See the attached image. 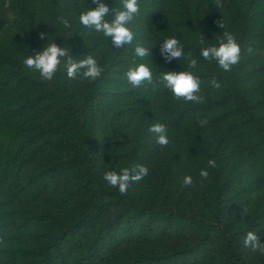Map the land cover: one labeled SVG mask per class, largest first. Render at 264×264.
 Wrapping results in <instances>:
<instances>
[{
	"label": "trees",
	"instance_id": "obj_1",
	"mask_svg": "<svg viewBox=\"0 0 264 264\" xmlns=\"http://www.w3.org/2000/svg\"><path fill=\"white\" fill-rule=\"evenodd\" d=\"M35 2L41 0H27L32 7ZM244 2L219 1L222 11L237 23V42L231 45L224 44L218 36L217 13L211 17L201 42L185 37L183 31L200 30V0H96L93 4L86 0L82 2L84 9L79 2L56 1L50 13L59 33L82 13L68 42L70 60L61 75L65 95H70L69 75L83 63L98 64L80 96H70L67 103L54 99L44 83L31 73L28 61L39 52L36 23L33 15L30 22L21 20L29 44L14 40L10 50L0 51V264H180L189 263L190 257L208 247L217 235L216 226H222L210 218L205 207L195 211L182 206V194L174 202L164 195L160 204L152 199H136L131 190V168L122 184L114 185L116 190L108 188L106 176L97 165L95 128L79 121L78 114L87 111L105 93L114 65L121 55H126L121 60L127 63L126 74L133 79L126 92L135 94L136 87L132 85L141 80L139 89L148 91L145 99L149 93L155 98L177 96L166 111L174 129L197 123L207 126L217 119L230 118L227 127L243 138L244 153L264 169V124L242 87L256 70L240 61L249 53L250 40L256 35L250 28L257 14ZM99 14L104 15L101 23L89 31L88 23ZM159 24L164 31L153 33L152 44L148 45L150 41L144 33H137L131 37L137 43L133 48L122 46L130 27L152 28ZM206 64L211 68L204 71ZM203 86L216 87L217 95L204 99L188 96ZM57 108L63 109L62 115L50 114ZM216 112L219 113L214 116ZM23 114L26 117L18 119ZM143 128L144 131L138 129L140 136L135 139H140L145 131L147 135L151 132L149 126ZM147 135L142 138L148 139ZM65 147L69 149L67 155L32 169L46 151ZM77 164L82 165L85 177L78 186L80 190L94 197L104 196L105 200L94 202L90 210L74 211L64 220L36 211L27 202L14 207L18 194L29 188L35 189L33 197L46 199L54 192L68 201L71 193L62 188L61 180ZM141 164L137 161L134 169ZM185 228L197 234L192 244L161 255L106 259L105 253L115 249L128 231L140 237H164Z\"/></svg>",
	"mask_w": 264,
	"mask_h": 264
},
{
	"label": "rangeland",
	"instance_id": "obj_2",
	"mask_svg": "<svg viewBox=\"0 0 264 264\" xmlns=\"http://www.w3.org/2000/svg\"><path fill=\"white\" fill-rule=\"evenodd\" d=\"M56 1L60 4L64 0H41L40 3L35 2L33 7L27 0H0V51L3 48L10 50L14 40L29 44L28 33L21 20L30 22L33 15L39 52L34 53L32 60L28 61L31 73L44 83L54 99L67 103L70 96H80L87 80L96 73L98 64L83 63L69 75L67 85L70 95H65L60 85L61 75L70 60L68 42L82 13L66 23L64 30L59 33L53 26L50 13ZM72 1L79 2L80 8L84 9L82 2L86 0ZM88 1L91 4L96 2ZM219 1L200 0V30L183 31L188 40L201 42L208 32L211 17L217 13L220 40L231 45L237 42V23L222 11ZM244 4L257 14L250 28L256 35L250 40L249 53L240 61L256 70L242 87L264 124V0H245ZM103 16L99 14L88 23L89 31L98 27ZM161 25L152 28L141 25L130 27L122 46L128 50L133 48L137 43L134 44L131 37L137 33H144L150 41L148 45L152 44L153 33L164 31ZM126 58V55H121L114 65L115 71L110 73L112 80L107 83L105 93L87 111L78 114L79 121L89 122L95 128L97 165L106 176L108 188L116 190L114 185H121L128 175L127 170L131 168L134 174L131 190L136 199H152L160 204L164 195L174 202L182 194V206L195 211L206 208L210 218L222 228L216 226L217 235L215 233L216 236L205 250L190 257L189 263L180 264H264V169L255 158L244 153L243 138L228 129L227 124L231 119H217L207 126L197 123L178 129L170 127L167 106L176 102L177 96L160 95L155 98L149 93L145 99L148 91L143 90L142 86L139 89L141 80L132 85L134 89L136 87L135 94L126 92L133 82L126 74L127 63L121 60ZM209 68L211 65L203 66L204 71ZM217 93L216 87L203 86L188 96L204 99ZM54 113L62 115L63 109L50 111V114ZM24 117L23 114L18 119ZM145 125L149 126L150 135L145 131L140 139H135L140 136L139 130L144 131ZM145 135L148 139L142 138ZM149 139L152 140L151 144L148 143ZM68 153L67 147L48 150L36 160L32 169L49 164ZM139 160L142 162L141 167L134 169ZM84 178L82 165L77 164L61 180L62 188L68 194L71 193L68 201L60 199L61 195L54 192L46 199L33 197L35 189L29 188V191L18 194L13 205L17 208L27 202L26 205L36 211L42 210L64 220L74 211L90 210L94 202L106 198L81 191L78 186ZM196 236L191 228L164 237H140L128 231L120 237L116 248L107 251L105 256L109 261H121L139 255L166 254L192 244Z\"/></svg>",
	"mask_w": 264,
	"mask_h": 264
}]
</instances>
